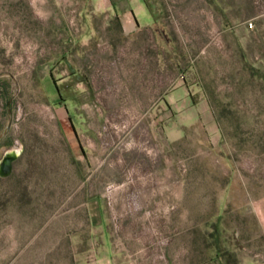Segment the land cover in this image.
<instances>
[{"label":"rangeland","instance_id":"1","mask_svg":"<svg viewBox=\"0 0 264 264\" xmlns=\"http://www.w3.org/2000/svg\"><path fill=\"white\" fill-rule=\"evenodd\" d=\"M146 1L0 0V264L264 252V0Z\"/></svg>","mask_w":264,"mask_h":264},{"label":"crops","instance_id":"2","mask_svg":"<svg viewBox=\"0 0 264 264\" xmlns=\"http://www.w3.org/2000/svg\"><path fill=\"white\" fill-rule=\"evenodd\" d=\"M124 5L121 11L122 26L125 32L131 33L143 25H150L155 21V15L151 8L144 0H124ZM118 0H96L95 6L98 10H109L114 5L117 6ZM118 7V6H117ZM147 8L149 13L144 16L140 12L141 9ZM241 264H264V252L250 254L241 260Z\"/></svg>","mask_w":264,"mask_h":264},{"label":"water","instance_id":"3","mask_svg":"<svg viewBox=\"0 0 264 264\" xmlns=\"http://www.w3.org/2000/svg\"><path fill=\"white\" fill-rule=\"evenodd\" d=\"M21 153V147L9 149L0 160V176L8 177L14 171L15 161Z\"/></svg>","mask_w":264,"mask_h":264},{"label":"trees","instance_id":"4","mask_svg":"<svg viewBox=\"0 0 264 264\" xmlns=\"http://www.w3.org/2000/svg\"><path fill=\"white\" fill-rule=\"evenodd\" d=\"M144 1H145V2L147 3V5L149 6L148 2H147L146 0H144ZM149 7H150V6H149ZM235 264H241V263H240V261H236Z\"/></svg>","mask_w":264,"mask_h":264},{"label":"built area","instance_id":"5","mask_svg":"<svg viewBox=\"0 0 264 264\" xmlns=\"http://www.w3.org/2000/svg\"><path fill=\"white\" fill-rule=\"evenodd\" d=\"M251 24H253V23L251 22Z\"/></svg>","mask_w":264,"mask_h":264}]
</instances>
